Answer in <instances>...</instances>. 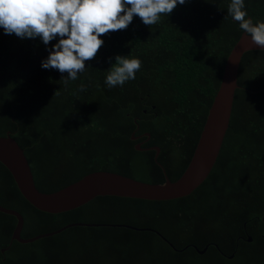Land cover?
Listing matches in <instances>:
<instances>
[{"label": "trees", "instance_id": "trees-1", "mask_svg": "<svg viewBox=\"0 0 264 264\" xmlns=\"http://www.w3.org/2000/svg\"><path fill=\"white\" fill-rule=\"evenodd\" d=\"M229 4L186 0L152 26L136 16L126 30L102 35L97 56L67 84V73L41 66L59 37L45 45L0 28V137L9 133L23 150L36 189L53 193L96 171L164 183L155 152H138L129 139L131 116L146 119L141 131L160 149L157 162L179 163L182 174L243 33L227 15ZM245 10L254 23L264 22V0H245ZM117 55L142 67L135 79L109 88L105 79ZM237 85L216 163L187 197H96L48 214L24 200L0 164V205L23 217V239L72 223L139 229L72 227L21 244L11 240L16 219L0 213V264H264V51L243 55ZM158 234L178 251L187 248L174 251ZM192 246L208 248L199 255Z\"/></svg>", "mask_w": 264, "mask_h": 264}, {"label": "water", "instance_id": "water-1", "mask_svg": "<svg viewBox=\"0 0 264 264\" xmlns=\"http://www.w3.org/2000/svg\"><path fill=\"white\" fill-rule=\"evenodd\" d=\"M249 51H264V49L252 44L250 36L243 32L228 53L218 89L208 109L191 159L176 181L166 179L162 184H150L116 173L96 171L56 192L42 193L34 185L33 176L23 150L9 136V133L0 137V164L7 169L24 200L36 210L48 214H61L75 210L96 197L108 196L145 201H171L187 197L206 180L216 163L229 127L235 91L239 88L237 85L239 65L243 55ZM135 149L140 150L138 145L135 146ZM152 150L159 151L158 148H152ZM0 213L13 216L16 219L11 240L21 244H29L51 237L72 227H122L139 230L129 225L72 223L50 233L23 239L21 238L23 217L17 211L4 208L1 205ZM159 236L174 251H178L164 237ZM247 242H252V239L249 237ZM211 245L216 246L215 244ZM186 248L178 252H182ZM192 248L197 254L203 255L208 246L203 250H198L195 246ZM227 258L232 259L233 255Z\"/></svg>", "mask_w": 264, "mask_h": 264}, {"label": "clouds", "instance_id": "clouds-1", "mask_svg": "<svg viewBox=\"0 0 264 264\" xmlns=\"http://www.w3.org/2000/svg\"><path fill=\"white\" fill-rule=\"evenodd\" d=\"M186 0H0V28L5 34L21 39L39 38L48 45L58 39L42 61L44 69H54L67 84L78 79L86 62L94 59L104 41L100 37L126 30L138 16L143 24H157L162 16H169ZM251 43L264 49V22L254 23L248 18L245 0H230L227 8ZM142 67L137 58L117 55L108 69L105 84L109 88L123 86L133 80ZM80 90H85L83 84ZM58 92V91H57ZM55 92V94L57 93Z\"/></svg>", "mask_w": 264, "mask_h": 264}, {"label": "flooded vegetation", "instance_id": "flooded-vegetation-1", "mask_svg": "<svg viewBox=\"0 0 264 264\" xmlns=\"http://www.w3.org/2000/svg\"><path fill=\"white\" fill-rule=\"evenodd\" d=\"M146 114H147V112H146V110H144L143 111V115L145 116ZM126 116L129 117L130 115L127 114ZM131 118H133V121L136 124V127L131 131V133L129 135V139L131 140L132 143H134V149H135V146L138 145L139 148H140V150H136L135 149L138 152H155L154 161L159 166V168H160V170H161V172H162L163 177H164L165 180L166 179H169L170 180L171 178H175L178 175H179L178 176V178H179L182 175L180 173L182 171V169H183L182 165H180L179 163H177L175 165V167L172 168V164H169L167 161H165L164 163L157 162V157L160 154V149L157 146H155V145H153V146L152 145H149L151 143L150 142V139H151L150 134L147 133V132H142L141 131L140 122L142 123L146 119L144 117H141V116H131ZM146 134H148V135H146ZM152 148H158L159 151L156 152L155 150H152ZM192 154H193V152H192ZM3 252H4V250H3Z\"/></svg>", "mask_w": 264, "mask_h": 264}]
</instances>
